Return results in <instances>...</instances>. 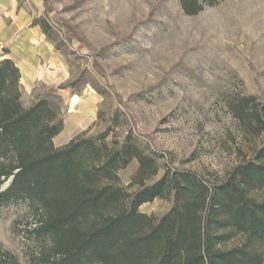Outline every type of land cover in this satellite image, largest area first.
Here are the masks:
<instances>
[{
  "label": "rangeland",
  "instance_id": "rangeland-1",
  "mask_svg": "<svg viewBox=\"0 0 264 264\" xmlns=\"http://www.w3.org/2000/svg\"><path fill=\"white\" fill-rule=\"evenodd\" d=\"M4 1L33 40L17 53L22 103L46 95L58 108L56 147L110 129L108 141L132 135L153 154L160 166L153 181L173 168L217 185L262 144L229 103L252 95L264 110V0H224L196 16L178 0ZM138 167L134 160L119 172L130 192L139 187ZM255 196L264 201V191ZM170 209L167 199L140 207L155 218ZM38 219L24 202L0 207V256L32 264L41 250L30 232ZM243 241L238 236L228 247Z\"/></svg>",
  "mask_w": 264,
  "mask_h": 264
},
{
  "label": "trees",
  "instance_id": "trees-1",
  "mask_svg": "<svg viewBox=\"0 0 264 264\" xmlns=\"http://www.w3.org/2000/svg\"><path fill=\"white\" fill-rule=\"evenodd\" d=\"M178 1L187 16H196L224 0ZM21 98L20 69L3 59L0 207L24 202L39 217L30 231L41 244L32 264H264V201L255 196L264 191V110L254 105L255 96L238 95L229 107L262 144L217 185L173 168L153 181L160 171L153 154L132 135L108 141L110 129L56 147L63 129L58 108L46 95L30 107ZM134 160L139 187L130 192L119 172ZM156 199L171 202L165 215L140 211ZM238 236L244 241L228 247ZM0 264L20 263L8 252Z\"/></svg>",
  "mask_w": 264,
  "mask_h": 264
},
{
  "label": "crops",
  "instance_id": "crops-1",
  "mask_svg": "<svg viewBox=\"0 0 264 264\" xmlns=\"http://www.w3.org/2000/svg\"><path fill=\"white\" fill-rule=\"evenodd\" d=\"M9 7H12V9L10 10ZM15 12L16 9L14 8V4L0 0V50H10L9 53H4L5 55L3 58L13 59L21 70L24 67V60L18 58L17 53H19L20 50H24L25 41H27L28 44H32L33 40L23 37L25 28L22 24L17 23ZM22 80H24L23 76Z\"/></svg>",
  "mask_w": 264,
  "mask_h": 264
},
{
  "label": "water",
  "instance_id": "water-1",
  "mask_svg": "<svg viewBox=\"0 0 264 264\" xmlns=\"http://www.w3.org/2000/svg\"><path fill=\"white\" fill-rule=\"evenodd\" d=\"M3 52H4V53H9L10 50H8V49H3ZM13 178H14V177L10 178V180H9V182H8V186H9V185L11 184V182L13 181ZM8 186H7V187H8Z\"/></svg>",
  "mask_w": 264,
  "mask_h": 264
}]
</instances>
